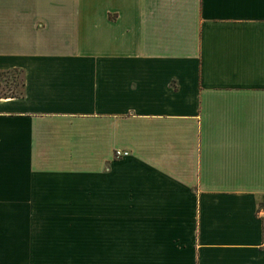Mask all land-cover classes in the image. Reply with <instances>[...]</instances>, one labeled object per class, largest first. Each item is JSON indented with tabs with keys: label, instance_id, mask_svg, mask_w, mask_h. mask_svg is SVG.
<instances>
[{
	"label": "crops",
	"instance_id": "0c3cea01",
	"mask_svg": "<svg viewBox=\"0 0 264 264\" xmlns=\"http://www.w3.org/2000/svg\"><path fill=\"white\" fill-rule=\"evenodd\" d=\"M14 69L0 264H264V0H0Z\"/></svg>",
	"mask_w": 264,
	"mask_h": 264
},
{
	"label": "rangeland",
	"instance_id": "374dc122",
	"mask_svg": "<svg viewBox=\"0 0 264 264\" xmlns=\"http://www.w3.org/2000/svg\"><path fill=\"white\" fill-rule=\"evenodd\" d=\"M21 80L22 74L20 72L12 71L5 74L0 73V93H11L12 89H15V82L21 83Z\"/></svg>",
	"mask_w": 264,
	"mask_h": 264
},
{
	"label": "trees",
	"instance_id": "16d2710c",
	"mask_svg": "<svg viewBox=\"0 0 264 264\" xmlns=\"http://www.w3.org/2000/svg\"><path fill=\"white\" fill-rule=\"evenodd\" d=\"M12 71L20 72L18 69H14V70H11V71H0V73L1 74H5V73H8V72H12ZM23 86H24V80H23V76H22L21 83L16 81L15 82V87H14L15 89H12L11 93H7V94L6 93H0V96H6V97H9V96H21L23 94Z\"/></svg>",
	"mask_w": 264,
	"mask_h": 264
},
{
	"label": "built area",
	"instance_id": "2783aa9c",
	"mask_svg": "<svg viewBox=\"0 0 264 264\" xmlns=\"http://www.w3.org/2000/svg\"><path fill=\"white\" fill-rule=\"evenodd\" d=\"M116 154H117V156L128 155L129 151H127V150H117Z\"/></svg>",
	"mask_w": 264,
	"mask_h": 264
}]
</instances>
